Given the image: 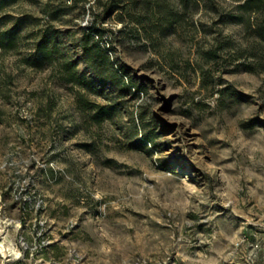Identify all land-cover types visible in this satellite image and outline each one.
<instances>
[{
    "label": "rangeland",
    "instance_id": "1",
    "mask_svg": "<svg viewBox=\"0 0 264 264\" xmlns=\"http://www.w3.org/2000/svg\"><path fill=\"white\" fill-rule=\"evenodd\" d=\"M244 1L0 0V264H264Z\"/></svg>",
    "mask_w": 264,
    "mask_h": 264
},
{
    "label": "trees",
    "instance_id": "2",
    "mask_svg": "<svg viewBox=\"0 0 264 264\" xmlns=\"http://www.w3.org/2000/svg\"><path fill=\"white\" fill-rule=\"evenodd\" d=\"M240 8L246 12L250 10L262 12L263 20L258 24V26L261 28V30H264V0H245L240 5Z\"/></svg>",
    "mask_w": 264,
    "mask_h": 264
}]
</instances>
